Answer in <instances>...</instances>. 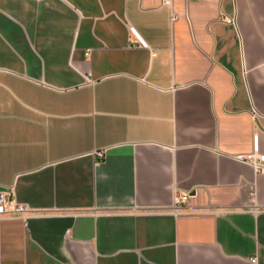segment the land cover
Here are the masks:
<instances>
[{
	"label": "crops",
	"instance_id": "1",
	"mask_svg": "<svg viewBox=\"0 0 264 264\" xmlns=\"http://www.w3.org/2000/svg\"><path fill=\"white\" fill-rule=\"evenodd\" d=\"M256 134L264 0H0V264H264Z\"/></svg>",
	"mask_w": 264,
	"mask_h": 264
},
{
	"label": "built area",
	"instance_id": "2",
	"mask_svg": "<svg viewBox=\"0 0 264 264\" xmlns=\"http://www.w3.org/2000/svg\"><path fill=\"white\" fill-rule=\"evenodd\" d=\"M162 3L165 5L172 6L173 0H162ZM229 22H232L231 18H228ZM144 44V42H141ZM145 45V44H144ZM255 148L254 151L246 154H238L235 157L254 168L256 173L264 172V154L260 153L257 148L258 137L255 135ZM100 156L104 155V151H98ZM14 188L8 187L3 190H0V219L3 218H21L24 221H28L29 218L38 215V213L34 212L32 208L29 206L19 202L13 197ZM193 196L191 192L175 190L173 204L170 207V211L175 216L180 215H201L208 213L207 211H193L191 210L188 202L190 198ZM253 212H260L262 208L258 205H254L251 207ZM252 262L257 261V256H254Z\"/></svg>",
	"mask_w": 264,
	"mask_h": 264
}]
</instances>
